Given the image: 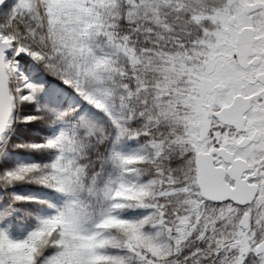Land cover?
<instances>
[{
  "label": "snow or ice",
  "instance_id": "snow-or-ice-1",
  "mask_svg": "<svg viewBox=\"0 0 264 264\" xmlns=\"http://www.w3.org/2000/svg\"><path fill=\"white\" fill-rule=\"evenodd\" d=\"M0 264H264V0H0Z\"/></svg>",
  "mask_w": 264,
  "mask_h": 264
}]
</instances>
